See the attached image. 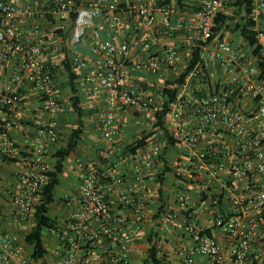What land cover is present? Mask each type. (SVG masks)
<instances>
[{
	"label": "built area",
	"instance_id": "2783aa9c",
	"mask_svg": "<svg viewBox=\"0 0 264 264\" xmlns=\"http://www.w3.org/2000/svg\"><path fill=\"white\" fill-rule=\"evenodd\" d=\"M167 1L0 0V60L14 66L11 83L0 91V174L12 162V133L21 130L19 87H32L49 117L36 131L23 132L24 165L8 190L15 223L36 226L54 169L50 152L61 139L56 117L66 109L56 86V54L65 49L84 82L100 87L87 92L102 95L107 107L95 129L105 142L102 160L110 165L79 164L77 205L54 219L49 231L55 246H46L43 258L33 256L26 238L8 233L0 218V264H144L151 247L164 264H264V80L257 57L249 47L215 37L216 18L230 0H202L186 13L196 23L176 17ZM39 17L53 18L43 34L38 26L19 31L20 19ZM251 19L255 26L264 22V0H252ZM107 22L119 33L105 37L98 29ZM126 23L135 29L130 40L121 39ZM89 28L95 29L91 36ZM184 33L185 66L181 46L163 42ZM87 38L95 56L81 48ZM257 38L264 56V30ZM56 39L62 40L58 52ZM137 49L142 57L133 70L160 78L158 84L130 76ZM194 53L196 63L182 77ZM168 87L177 89L164 118L174 145L154 129L120 145L115 113L131 110L156 125ZM136 140L142 144L132 152Z\"/></svg>",
	"mask_w": 264,
	"mask_h": 264
},
{
	"label": "crops",
	"instance_id": "0c3cea01",
	"mask_svg": "<svg viewBox=\"0 0 264 264\" xmlns=\"http://www.w3.org/2000/svg\"><path fill=\"white\" fill-rule=\"evenodd\" d=\"M124 1V0H123ZM25 0H17V3L19 5H23ZM168 3H170L178 12L176 14V17L182 18L184 20H189L191 22L196 23L197 19L194 16H188L186 13H193L197 10L198 6L202 2V0H181L183 7H180V4L177 3V0H168ZM234 2V0H230V3ZM229 3V4H230ZM226 5L222 9V14H226L230 17L235 16V10L236 8ZM159 21L162 20V15H158ZM53 21V18L48 17L43 18L39 17L33 20L22 18L18 22V28L19 31L22 33H29L32 32L35 28V26L40 27V31L43 34V31H46L49 24ZM102 29L100 30L105 37L108 36V34H113L114 32L119 33V29H114L112 25L110 26L108 22L103 24L102 23ZM71 30V29H66ZM95 29H93L90 33H88L89 36H91L92 32ZM123 31V37L121 39L123 40H130L133 35L135 34V29L133 28L132 24L126 23V25L120 29ZM254 30L256 32L260 30H264V22H260L259 24H256ZM189 34L184 33L180 39L174 41V40H166L163 39V42L168 45H174L178 44L181 46L182 50V61L183 65H186V59L188 58V51L186 50V40L188 39ZM68 37V31L63 33V39H66ZM223 40H226L227 42H230L233 45H244L247 47L244 39L240 37L237 33L232 32H224L223 33ZM62 40L56 39L53 42V48H57V52L60 51L59 47H61ZM81 48L83 51L87 52L90 55L95 56V52L91 49L89 46V38L85 39L81 45ZM60 53V52H59ZM58 55V56H57ZM65 55L60 53L56 54V59L58 62L56 72H55V78H56V86L57 89L61 95V99L66 105V109L64 113H60L56 117V121L59 125V133L61 135L60 142L53 146L51 148L50 152V159L53 164L55 165V159L53 158V154L55 151L62 147L64 145V142L67 140V134L65 131L68 129L74 127V122L76 121V114L72 113L71 108V102L69 100L70 95L72 94L70 91V87H67L68 83V75L67 73H64L62 63L64 60ZM142 53L140 50H135L132 57L129 60V73L131 77H139L142 79H146L147 81L152 84H158L160 81V78L158 77H151L149 75L140 73L136 70H133V65L136 64L141 60ZM14 71V66L12 63H3L0 60V91H2L4 88H6L12 80V75ZM77 80L75 81L76 87L78 89L77 95L81 98L82 106L85 110V135L83 136V139L80 143V147L78 151L74 154H72L67 161L72 158L73 155H77L76 159H74L75 164L69 163L67 164V161L65 163L64 172L60 175V186H63V184H66V190L69 192L68 195H65L63 198H60L62 200L61 203H55L51 207V211H54V215H51L54 219L64 217L69 212L72 211V209L77 205V192L79 188V176L81 173V170L79 168L80 163L90 164V163H97L100 166L110 167L109 164H106V161L102 160L101 152L104 149L105 142L96 132V124L97 122L103 117V114H106L107 107L104 102V99L101 96L99 97H93L89 95L87 92V89L94 88L100 90V87L98 85H88L84 82L83 78L81 77L80 73H77ZM163 80H167L168 76L161 77ZM67 89H63V88ZM20 92L23 95L24 102L21 110L19 111L18 116L16 117L17 121L21 124V130L15 131L12 133V146H13V153H12V159H15V162L6 161L2 165V172L0 174V218L3 224L4 229L10 233L12 236H14L18 241H23L26 238V235L29 234L33 229V224H17L14 221V216L12 214L13 208L10 203V199L8 197V190L12 187V184L14 182V174L15 172L23 167L24 165V158H25V143H24V135L23 132L26 130L29 131H36L38 126L43 123V120L49 118L48 115L44 114L42 111V102L40 100V97L38 93L29 85L24 87H19ZM151 93L156 96L157 100L163 101L160 90L153 89ZM158 96V97H157ZM74 115L73 120L72 116ZM117 119L119 120L121 124V135L118 138V143L121 144H127L133 141L135 142V139L137 136L144 135L145 133L151 132V130H155L156 134L157 128L154 123H152V117H146L144 120L141 117H138L133 111L126 110V111H118L115 113ZM0 120H2V117L0 116ZM160 135L163 134V132L159 133ZM66 166H68V169L66 170ZM163 167H157L156 171H153L155 176L159 174L158 172ZM154 176V177H155ZM68 178L70 182H62L64 178ZM65 181V180H64ZM151 181H156L155 179L151 178ZM154 184V182H153ZM59 186V187H60ZM57 198V197H56ZM58 204V206H56ZM61 204V205H60ZM56 207V209H54ZM63 209V214H58L57 210L58 208ZM154 227V225H153ZM46 245V244H45ZM47 246V245H46ZM141 256L145 257V253L148 251V242L144 241L141 245ZM141 256H138V258H141ZM204 260V259H200Z\"/></svg>",
	"mask_w": 264,
	"mask_h": 264
},
{
	"label": "trees",
	"instance_id": "16d2710c",
	"mask_svg": "<svg viewBox=\"0 0 264 264\" xmlns=\"http://www.w3.org/2000/svg\"><path fill=\"white\" fill-rule=\"evenodd\" d=\"M177 3L180 4V7H183L181 0H177ZM229 5L236 8L234 12L235 16L230 17L226 14H222V12L218 14L216 18L217 26L214 32L215 37L222 39L223 33L227 31L237 33L240 37H242L247 47L251 48L252 53L257 57V64L261 71L260 77L264 80V56L262 55L261 47L258 44L257 32L254 30L255 22L251 19L252 0H234V2H231ZM198 56L199 55L197 53H194L189 67L182 74V77H184L186 73H188L195 65ZM62 67L64 73H67L68 75L67 87H70V91L72 93L69 97L72 108L71 114H76V121H72L74 118L73 115L71 121L74 122V127L65 131L68 135L67 140L64 142V145L58 148L53 154L55 165L53 171L49 175V181L45 187L43 201L37 208L36 226L29 234L26 235V241L34 246L33 256L35 258H43L47 254L43 233L45 230H49L54 223V218L51 216V207L56 201V190L60 186V175L64 172L67 159L78 151L86 130L85 110L82 106L81 98L77 95L78 89L75 83L78 77L66 49ZM182 77L178 80L179 83L182 82ZM170 85L172 84L170 83L169 86ZM67 87H64L63 89L65 90ZM176 92L177 89H171L169 87L164 89L163 93L165 95V100L161 111L157 114L158 121L156 124V128L159 129L158 132H163V138L171 147L174 145V141L169 135L168 129H166L164 125V118L170 110V105L176 96ZM136 143L137 146L132 148V152L137 150V148L142 144V141L138 140ZM167 150L168 147H165V153L168 152ZM15 161V159H12V162ZM159 192L162 193V188ZM145 262L147 264H164L161 259L157 257L156 249L154 247L149 249V256Z\"/></svg>",
	"mask_w": 264,
	"mask_h": 264
},
{
	"label": "rangeland",
	"instance_id": "374dc122",
	"mask_svg": "<svg viewBox=\"0 0 264 264\" xmlns=\"http://www.w3.org/2000/svg\"><path fill=\"white\" fill-rule=\"evenodd\" d=\"M93 29L89 28L86 29L87 33H90ZM77 155H73L72 158H70L67 161V164L69 165V163L71 164H75L74 159H76ZM68 169V166H66V170ZM65 180V181H64ZM64 180L62 182H70L69 177L68 178H64ZM66 184H63V186H60L57 188L56 190V203H61L62 204V200L60 198H63L65 195H68L69 192L66 190L65 187ZM60 204V205H61ZM56 206H58V204H56ZM62 208V207H61ZM60 207L58 208L57 212L58 214H63V209H61ZM56 209V207L54 208ZM54 211H51V215H54ZM43 238H44V242L47 245L48 250H53L54 246H55V237L54 235H52V233L49 230H45L43 233ZM145 262V261H144ZM144 264H147L146 262Z\"/></svg>",
	"mask_w": 264,
	"mask_h": 264
}]
</instances>
